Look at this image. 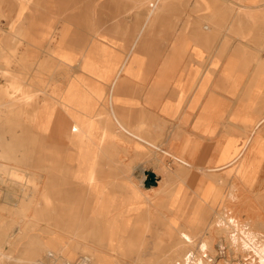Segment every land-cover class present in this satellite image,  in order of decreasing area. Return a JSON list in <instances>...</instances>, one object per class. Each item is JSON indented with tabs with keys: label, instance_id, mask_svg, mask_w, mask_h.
I'll use <instances>...</instances> for the list:
<instances>
[{
	"label": "rangeland",
	"instance_id": "obj_1",
	"mask_svg": "<svg viewBox=\"0 0 264 264\" xmlns=\"http://www.w3.org/2000/svg\"><path fill=\"white\" fill-rule=\"evenodd\" d=\"M229 1L0 0V264H264V0ZM122 67L120 116L162 151L107 125L102 71ZM42 76L104 111L83 146L21 111Z\"/></svg>",
	"mask_w": 264,
	"mask_h": 264
},
{
	"label": "bare ground",
	"instance_id": "obj_2",
	"mask_svg": "<svg viewBox=\"0 0 264 264\" xmlns=\"http://www.w3.org/2000/svg\"><path fill=\"white\" fill-rule=\"evenodd\" d=\"M23 1H25L23 3L24 4L23 8L30 10V6L28 5L29 0H23ZM237 5L238 4H236V6ZM238 6L241 7V5H238ZM248 7H250V6H248ZM160 9H162V8H160ZM155 10H156V7H153L151 10V13H154ZM242 10H245V7ZM20 11H21V9H20ZM17 17L19 18V14ZM15 37L17 38V36H15ZM23 37H24V35H23ZM100 58H102V57H100V55L96 57V56H92L90 54L88 56H85L84 61H85V63H89L90 61H93L96 59L98 60ZM105 60L106 59L104 58L103 61H105ZM123 70H124V68L122 67V68L117 69L116 71H115V68H110L108 71H106V70L102 71V76L104 78V82L108 86V91H106L105 88L103 89L104 97H106V100L108 101V104L110 106L109 113L113 119L111 121L108 120L107 125L114 126L120 132L122 131V133H126L129 136H132V137L138 139L140 142L145 144L147 147L149 146V147L153 148L154 150H161V148L158 145H156L154 142L143 138L142 136L138 135L136 132H134L130 128H128L125 125L123 118L120 116V113L118 111V108L120 106L119 101H118V97L120 95L119 85H120L121 77L123 75ZM6 74H7V72H6ZM50 84H51L50 81L45 80V78H43V76H42V78L40 80H38L35 85H28V87L18 86L17 89L23 93V98H24L23 99L24 104H22V106H21L22 107L21 111L24 112V114L28 120H30L33 123L35 122L36 127L41 131H43L46 127L45 126V123L47 122L46 120H50V122H51V124L55 130L60 131L63 128L71 129L72 136L77 140V142H79V144H81V146H83L85 144L86 140L93 139V137H94L93 131H94L95 126H96L97 118H100L104 114V111L96 110L94 112H92V111L86 112V111H82L79 109V105H81L80 102L85 97H84V95H80V93H79L80 88L76 82L70 81L69 83H67V85L64 87V89H60V88H57L54 86L51 93H50V89H48ZM10 88H12V87H10ZM162 108L163 109L168 108V104L167 103L162 104ZM162 112H164V111H162ZM62 113L66 114V115L63 116V115H61ZM249 114L250 115L255 114L259 118L258 123L263 122L264 121V101L261 103L258 101L257 104H254L251 107ZM163 121H164V119H163ZM101 142H102V140H101ZM180 150H182V149H180ZM166 153L168 154V156L172 157L175 161H177L182 166L189 167L192 165V163L190 162L189 159L184 158L183 156L180 155L181 152H179V151L166 152ZM89 156H92L91 150L89 152ZM90 163H91V161H89V160L86 161V164L81 169L80 178L82 181L88 182L89 186H91V187L94 186L92 194L95 196L96 202L98 204L99 214H105V215L108 214L109 215L113 211L114 200H112L111 198H107L105 195L106 193H105V190L103 189V187L96 184V181H97V173L96 172L97 171H96L95 167ZM95 184H96V187H95ZM7 194H10V193H7ZM9 197H10V195H9ZM16 200H18V199H16ZM49 252L52 253L51 251H49ZM99 259H101V258L99 257ZM90 261L91 260H90V257L88 255H81L75 262L78 264H90Z\"/></svg>",
	"mask_w": 264,
	"mask_h": 264
},
{
	"label": "built area",
	"instance_id": "obj_3",
	"mask_svg": "<svg viewBox=\"0 0 264 264\" xmlns=\"http://www.w3.org/2000/svg\"><path fill=\"white\" fill-rule=\"evenodd\" d=\"M47 258L51 261V264H78L67 259L59 258L50 252L47 253Z\"/></svg>",
	"mask_w": 264,
	"mask_h": 264
},
{
	"label": "crops",
	"instance_id": "obj_4",
	"mask_svg": "<svg viewBox=\"0 0 264 264\" xmlns=\"http://www.w3.org/2000/svg\"><path fill=\"white\" fill-rule=\"evenodd\" d=\"M126 78H125V80L124 81H122L121 83H120V85H119V88H120V93H121V91L123 90V88H124V86H125V84H126ZM124 123H125V121H124ZM126 125V124H125ZM128 127V126H127ZM129 128V127H128ZM132 131H134V132H139V131H137V130H134V129H132V128H130ZM147 137V136H146Z\"/></svg>",
	"mask_w": 264,
	"mask_h": 264
}]
</instances>
